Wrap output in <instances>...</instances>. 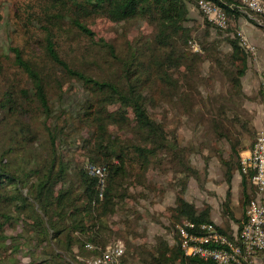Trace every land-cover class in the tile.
<instances>
[{"label": "trees", "instance_id": "1", "mask_svg": "<svg viewBox=\"0 0 264 264\" xmlns=\"http://www.w3.org/2000/svg\"><path fill=\"white\" fill-rule=\"evenodd\" d=\"M30 1L37 9L31 5L16 11L14 33L25 31V42L16 44L9 38L8 49L0 56L5 60L0 62V79L6 86L0 100L4 114L0 115V131L10 127L13 133L12 144L0 148V264H5L1 251L8 249L15 255L21 250L22 245L14 241L7 245L10 238L5 233L22 223L30 234L25 245H32L31 251L43 249L48 258L41 264H88L89 258L82 256L81 250L87 251L89 243L105 248L112 232L111 218L119 215L127 231L141 219L134 205L135 191L143 188L139 193L142 198L151 193L147 174L152 166H162L163 173L173 174L176 199L169 209V221L174 239L138 245L130 252L127 245L124 262L216 264L186 257L175 227L183 220L197 225L214 223L210 206L199 209L185 198L191 179L199 175L191 156L201 154L204 148L201 143L195 145V140L185 143L177 129L168 130L150 105L158 104L154 91L160 93L161 101L177 96L180 118L202 128L209 116L217 140L229 141L231 154L239 160L246 149L233 137L232 128L247 127L235 113L230 114L234 109L229 105H236L244 95L249 56L236 34L228 37L230 51L225 55L208 41L210 30L218 29L209 22L203 34L196 32L192 37L187 25L190 10L202 0ZM206 1L219 5L236 20L247 10L241 0ZM97 18L114 25L146 23L154 27V39L146 46L129 41L118 52L114 44L98 38L86 25ZM193 40L201 45L203 57L193 51ZM209 59L230 84L223 99L210 100L198 94L202 84L198 68ZM168 65L181 77L173 79L166 70ZM93 69L101 75L93 74ZM70 81L83 86L87 99L79 101L75 112L55 115L53 99L64 93ZM114 106L118 109L111 111ZM129 111L133 115L130 122ZM114 126L121 136L113 134ZM35 146L38 153L30 150ZM77 152H82L86 163L108 168L102 199L98 180L89 175L85 163L80 165L71 157ZM221 162L227 167L228 186L223 207L229 219L240 224L230 210L234 172L242 173L240 160L221 158ZM251 179L252 175H242L245 204L252 199L248 189ZM219 231L232 237L229 227H219ZM117 237L121 239L119 234ZM53 246L59 248L48 251Z\"/></svg>", "mask_w": 264, "mask_h": 264}, {"label": "rangeland", "instance_id": "2", "mask_svg": "<svg viewBox=\"0 0 264 264\" xmlns=\"http://www.w3.org/2000/svg\"><path fill=\"white\" fill-rule=\"evenodd\" d=\"M31 5L33 8L37 9L36 5L30 0H0V56L3 51L8 49V45L10 44L9 38H12L16 44H23V42H25L22 36V33H25V31L20 32V35L14 33V29H16V11H25V9L29 8ZM249 14L251 13L249 12ZM251 16L254 17L253 19H257L255 15L251 14ZM239 19L236 20L230 18V24L227 30L216 28L210 30L211 36L208 40L210 45H214L215 48L218 47V51L221 50L223 55L230 51V46L227 41L228 37H233L232 34H236L234 37L238 40L237 29ZM253 19L250 20L254 21ZM206 22H208L207 19L200 12L198 7L193 5L190 10V21L187 23L193 32L192 37L196 35V32L201 34L205 32ZM86 25L96 33L98 38H102L107 42L114 44L118 52H120L129 41L146 46L154 39V27L143 22L114 25L102 18H97ZM234 29L236 30V33ZM193 41L200 49L199 56L203 57L204 54L201 51V45L197 40ZM78 50L82 53V48H79ZM78 59V55L74 54L73 61L77 62ZM1 61L3 62L5 60L0 58V62ZM253 62L254 61L249 58V70L245 77L246 80L244 78V95L237 99L236 105H229L230 108L232 106V109H234L229 111L230 114L233 116L235 113L238 118L244 121L247 127V130L240 128L239 126L232 128V131L235 132L233 137L240 139L241 145L246 149L239 157L240 164L244 153L249 151L252 148L253 143H255L258 131L264 130V97L260 87V80L264 69L256 70L253 66ZM166 70L173 79L181 77L179 72H177L171 65H168ZM93 71L96 74L101 75L98 69H93L91 72L93 73ZM198 74L201 77L202 83L197 90L199 91V95L206 99L209 97L210 100L227 97L230 84L217 70L216 66L211 63L210 59L199 65ZM4 90H6V86L4 85L3 79H0V100H2L1 95ZM63 90V94L58 95V98L55 96L53 99V103L56 105L55 115H59L61 111H69L70 113L75 112L79 101L84 102L87 99L83 86L74 81L66 83ZM154 95L159 98L157 101L158 104L153 102L150 105L152 112H154V116L159 120L163 119L168 125V130L177 129L185 143H191L195 140L196 142H193L195 145L201 143V146L204 148L202 149L201 154H193L191 156L192 163L198 169L199 175L198 179H191L188 191L185 195L186 200L199 209L210 206L212 209L211 218L213 213L214 218L217 219V221H212L219 227H229L233 233L238 224L229 219V215L225 213L223 207L228 186L225 180L227 167L221 162V158L223 161H230L231 159L233 161H239L231 154L230 142L226 139H222L221 141L217 140L218 137L212 129L211 123L209 122V116L205 117L202 128H197L196 125L182 120L180 118L182 110L179 109V100L177 96H174V99L161 101L159 92L154 91ZM117 109V106L110 108L111 111ZM201 113L204 115L205 109L201 110ZM0 115L4 114L0 112ZM127 117L128 122L133 120L132 111H129ZM2 118L3 116H0V119ZM224 123L228 124L227 121H224ZM179 124H181L180 127H178ZM111 130L115 135L121 136L122 134L120 129L116 126L111 127ZM68 131L69 128L66 127L64 132L67 133ZM12 135L13 133L10 127H5L0 131V148L7 149L8 146L12 144ZM30 150L33 153H38L36 146L32 149L30 148ZM219 154H222V156H219ZM71 157H74L80 165H84V163L85 165L89 164V162L86 163V159L84 161L82 152L74 153ZM162 171H164L162 166H152L148 172L147 183L151 185V193L145 195L146 198L139 196V193L143 188H139L135 191L137 201L134 205H136L141 219L138 222L135 220L134 224L128 228L129 231L125 229V225L122 223L119 215L111 218L110 224L112 225V232L108 236V243L112 240L120 239L117 237L119 234L121 239L128 245V252H130L135 246H152L162 239L173 242L174 229L170 227L169 209L175 204L176 190L172 186L175 182H173L172 173L168 175ZM231 189L232 201L230 210L235 219L241 221L242 216H244L246 205L248 204L244 203L242 195V173H239L238 171L234 172ZM248 189L251 199L254 196V189L250 181L248 182ZM177 224L178 223H176V225ZM5 234L10 238L7 241V245H10L12 241L18 245H22L21 250L15 255H13L12 251L8 249L1 251L5 259V264H35L36 262L37 264H41L43 260L48 259L44 255L43 249H34L31 251V249H33L32 245H25L24 240H28L30 234L27 232V226L23 223L18 225L15 229L8 230ZM115 235L116 237H114ZM54 247L59 248L53 246V248H48V251H53ZM81 254L82 256H89L85 249L81 250ZM65 257L68 260H72L69 256ZM50 264L53 263L50 262ZM128 264L140 263L135 261L132 263L130 260Z\"/></svg>", "mask_w": 264, "mask_h": 264}, {"label": "built area", "instance_id": "3", "mask_svg": "<svg viewBox=\"0 0 264 264\" xmlns=\"http://www.w3.org/2000/svg\"><path fill=\"white\" fill-rule=\"evenodd\" d=\"M242 5L253 15L264 20L263 0H241ZM207 21L220 30H227L230 18L226 11L212 1L202 0L197 5ZM241 47L253 61L258 58L257 48L242 32L237 33ZM194 52L200 53L198 45L191 43ZM264 97V72L260 80ZM90 176L98 180L100 198H103L108 177V168L87 164ZM243 175H252L255 195L245 208V220L241 229L232 237L219 231L215 223L197 225L183 220L176 226L181 247L186 257L212 261L216 264H264V130L258 131L252 149L241 160ZM88 264H126L127 244L121 239L109 242L105 248L87 244Z\"/></svg>", "mask_w": 264, "mask_h": 264}, {"label": "crops", "instance_id": "4", "mask_svg": "<svg viewBox=\"0 0 264 264\" xmlns=\"http://www.w3.org/2000/svg\"><path fill=\"white\" fill-rule=\"evenodd\" d=\"M243 14L244 16H242L238 20L237 30L238 32H242L243 34H245L246 37L250 40V42L257 48L258 58L253 62L254 63L253 66L256 70H260V69L263 70L264 69V20L260 19V17L257 16H255L257 19H253L254 17H252L247 10H243ZM250 19H253L254 21ZM245 80H244L243 88L245 87ZM253 189L255 195L254 186ZM212 220L217 221V219L214 218L213 213H212ZM244 220H245V212H244V216H242L241 223L237 225L231 236H234L241 229Z\"/></svg>", "mask_w": 264, "mask_h": 264}]
</instances>
